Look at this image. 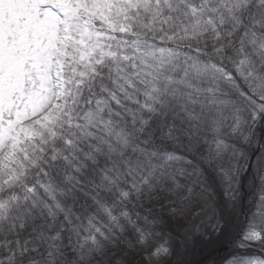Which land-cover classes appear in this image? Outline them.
<instances>
[{
  "label": "snow or ice",
  "instance_id": "obj_1",
  "mask_svg": "<svg viewBox=\"0 0 264 264\" xmlns=\"http://www.w3.org/2000/svg\"><path fill=\"white\" fill-rule=\"evenodd\" d=\"M264 264V0H0V264Z\"/></svg>",
  "mask_w": 264,
  "mask_h": 264
},
{
  "label": "rangeland",
  "instance_id": "obj_2",
  "mask_svg": "<svg viewBox=\"0 0 264 264\" xmlns=\"http://www.w3.org/2000/svg\"><path fill=\"white\" fill-rule=\"evenodd\" d=\"M223 248L224 247L219 245L197 248L188 258L193 264H216V262L223 257V254H218Z\"/></svg>",
  "mask_w": 264,
  "mask_h": 264
},
{
  "label": "water",
  "instance_id": "obj_3",
  "mask_svg": "<svg viewBox=\"0 0 264 264\" xmlns=\"http://www.w3.org/2000/svg\"><path fill=\"white\" fill-rule=\"evenodd\" d=\"M222 250H225V249L223 248ZM222 250H221V251H222Z\"/></svg>",
  "mask_w": 264,
  "mask_h": 264
},
{
  "label": "trees",
  "instance_id": "obj_4",
  "mask_svg": "<svg viewBox=\"0 0 264 264\" xmlns=\"http://www.w3.org/2000/svg\"><path fill=\"white\" fill-rule=\"evenodd\" d=\"M227 253H225V255H226ZM224 256V255H223Z\"/></svg>",
  "mask_w": 264,
  "mask_h": 264
}]
</instances>
